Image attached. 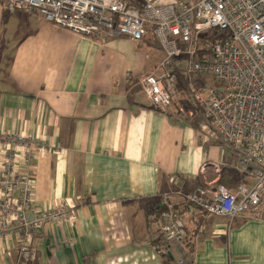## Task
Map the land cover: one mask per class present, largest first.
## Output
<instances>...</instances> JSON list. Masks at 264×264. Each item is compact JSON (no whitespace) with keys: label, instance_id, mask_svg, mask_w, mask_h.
I'll use <instances>...</instances> for the list:
<instances>
[{"label":"crops","instance_id":"0c3cea01","mask_svg":"<svg viewBox=\"0 0 264 264\" xmlns=\"http://www.w3.org/2000/svg\"><path fill=\"white\" fill-rule=\"evenodd\" d=\"M157 43L142 48L125 36L75 33L0 0V135L34 144L8 152L0 136V178L14 159L15 174L31 180L29 219L51 207L74 212L32 236L34 264H264V203L230 227L178 195L255 182L239 171L232 148L214 159L211 150L223 141L214 129H199L185 108L192 81L180 79L169 115L150 104L142 79L163 58ZM164 194L185 224L182 244L166 252L159 232ZM3 221L0 208V230ZM1 234L0 264H25L21 237Z\"/></svg>","mask_w":264,"mask_h":264},{"label":"built area","instance_id":"2783aa9c","mask_svg":"<svg viewBox=\"0 0 264 264\" xmlns=\"http://www.w3.org/2000/svg\"><path fill=\"white\" fill-rule=\"evenodd\" d=\"M141 1L135 5L129 0H3L10 9L38 13L46 22L79 34L119 35L140 42L150 31L164 56L156 70L142 79V86L150 104L164 115L170 114L179 97L181 78L213 77L220 89L211 91L205 100L192 85L190 98L205 104V117L211 124L205 129H214L236 152L239 171L253 176L255 183L251 187L240 184L234 190L220 183L213 188L197 186L178 195L203 215L224 217L231 227L237 217L264 203V0ZM0 136L7 139L8 152L14 144L34 145L20 135ZM29 158L26 154L25 162ZM14 169V159H7L0 178L4 218L0 235L4 231L18 234L20 258L34 264L38 254L29 243L32 236L45 225L69 220L74 212L66 206L51 207L29 219L33 186ZM16 191L19 199L13 198ZM159 204V232L166 252L182 244L185 224L169 194L162 195Z\"/></svg>","mask_w":264,"mask_h":264},{"label":"rangeland","instance_id":"374dc122","mask_svg":"<svg viewBox=\"0 0 264 264\" xmlns=\"http://www.w3.org/2000/svg\"><path fill=\"white\" fill-rule=\"evenodd\" d=\"M219 33L223 35V32H219ZM156 39L157 38H155V35L150 34L149 38L147 40H145V41L143 40L142 42H139L141 45L140 47H142V48H146V47L151 48L152 47L153 49L158 48L160 46L157 43L158 41ZM146 44H148V46H146ZM163 56H164V52H163ZM183 58L184 57H181L180 61L181 60L183 61ZM184 65H186V61L183 62V64L181 65V68L184 67ZM188 80H190V79H188ZM215 81L216 80L210 76H208V77L207 76H197L196 78L192 77V85L194 87L193 90L202 91V96L206 100L209 98L211 91L220 89V87L218 86L219 84ZM190 102H191V105L189 104V106H187L185 108L187 111L191 112L194 115L193 118H195L196 124L199 127V129L203 130L204 127H211L209 120L206 119V117H205V104H198V103L193 102L192 100H190ZM208 129H211V128H208ZM203 131L205 132L206 130H203ZM205 134H207V132H205ZM213 137L216 138V136H213ZM217 144L218 145H215V147L211 150L212 154L219 156V157H214V159H217L220 157H223V159H224L226 156V152L230 153L231 147L227 144H224L223 142H218ZM254 182H255V179H254Z\"/></svg>","mask_w":264,"mask_h":264},{"label":"trees","instance_id":"16d2710c","mask_svg":"<svg viewBox=\"0 0 264 264\" xmlns=\"http://www.w3.org/2000/svg\"><path fill=\"white\" fill-rule=\"evenodd\" d=\"M222 184L224 185V183H222ZM239 184H240V183H239ZM225 186L228 187L227 185H224V187H225ZM158 243H160V240L158 241Z\"/></svg>","mask_w":264,"mask_h":264},{"label":"water","instance_id":"95a60500","mask_svg":"<svg viewBox=\"0 0 264 264\" xmlns=\"http://www.w3.org/2000/svg\"><path fill=\"white\" fill-rule=\"evenodd\" d=\"M49 244V243H48Z\"/></svg>","mask_w":264,"mask_h":264}]
</instances>
